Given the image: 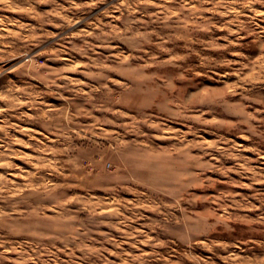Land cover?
<instances>
[{"label": "rangeland", "instance_id": "obj_1", "mask_svg": "<svg viewBox=\"0 0 264 264\" xmlns=\"http://www.w3.org/2000/svg\"><path fill=\"white\" fill-rule=\"evenodd\" d=\"M0 264H264V0H0Z\"/></svg>", "mask_w": 264, "mask_h": 264}]
</instances>
